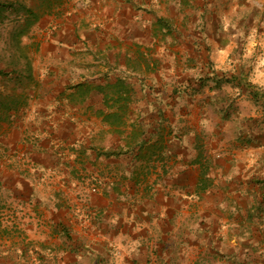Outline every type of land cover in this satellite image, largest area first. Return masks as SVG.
Here are the masks:
<instances>
[{"label": "crops", "instance_id": "1", "mask_svg": "<svg viewBox=\"0 0 264 264\" xmlns=\"http://www.w3.org/2000/svg\"><path fill=\"white\" fill-rule=\"evenodd\" d=\"M34 12L0 87V264H264V0Z\"/></svg>", "mask_w": 264, "mask_h": 264}, {"label": "rangeland", "instance_id": "2", "mask_svg": "<svg viewBox=\"0 0 264 264\" xmlns=\"http://www.w3.org/2000/svg\"><path fill=\"white\" fill-rule=\"evenodd\" d=\"M38 1L39 6L34 5ZM48 3L49 0H0V87L3 90H13L18 85L14 72L30 73L31 28L39 15L34 9Z\"/></svg>", "mask_w": 264, "mask_h": 264}, {"label": "built area", "instance_id": "3", "mask_svg": "<svg viewBox=\"0 0 264 264\" xmlns=\"http://www.w3.org/2000/svg\"><path fill=\"white\" fill-rule=\"evenodd\" d=\"M18 157H19V158H22V154H20ZM91 190L94 191V190H95V187L92 186V187H91Z\"/></svg>", "mask_w": 264, "mask_h": 264}]
</instances>
